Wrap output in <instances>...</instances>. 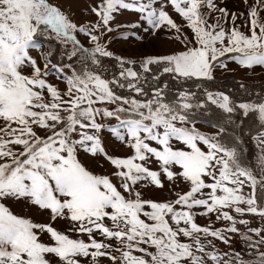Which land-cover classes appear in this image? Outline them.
I'll list each match as a JSON object with an SVG mask.
<instances>
[{
	"label": "snow or ice",
	"instance_id": "1",
	"mask_svg": "<svg viewBox=\"0 0 264 264\" xmlns=\"http://www.w3.org/2000/svg\"><path fill=\"white\" fill-rule=\"evenodd\" d=\"M241 3L0 0V264H264V80L216 76L264 74Z\"/></svg>",
	"mask_w": 264,
	"mask_h": 264
},
{
	"label": "rangeland",
	"instance_id": "2",
	"mask_svg": "<svg viewBox=\"0 0 264 264\" xmlns=\"http://www.w3.org/2000/svg\"><path fill=\"white\" fill-rule=\"evenodd\" d=\"M225 2L227 3L228 8L233 11L243 10V5L241 3V0H225ZM60 3L64 7V9L69 12V14H74L72 15V18L78 23L95 19L94 15H89L87 13V8L89 7L90 4L95 3V0H60ZM133 19L134 18L128 14H125L123 17H120L121 21H131ZM169 47H171V45L167 44L162 39H158L156 37L147 38L143 44L135 40H127L117 43L115 45L116 51L122 52L129 56H138L143 52L164 51L167 50ZM229 67L235 68L236 65L229 64ZM255 71H256L255 75L252 74L251 72L246 74L243 71H236V72L218 71L216 76L218 80H224L226 77H231L234 78L235 80H242L246 84L252 85L254 83L260 82L261 80H264V74H261L260 69L257 68ZM228 83L231 86H233V81L229 80ZM236 87L238 88V85H236ZM249 149H250V153L254 151L251 145H249ZM16 210L19 211L20 209L17 208ZM29 215L33 216V218L35 219H42V217L35 212H30ZM197 222L200 224H205L207 221L203 217H200L198 218ZM253 226H257V224H254ZM217 244L218 247L223 252L229 251V249L224 244L220 242H217ZM233 245L236 248L240 247V241L238 238L233 241Z\"/></svg>",
	"mask_w": 264,
	"mask_h": 264
},
{
	"label": "trees",
	"instance_id": "3",
	"mask_svg": "<svg viewBox=\"0 0 264 264\" xmlns=\"http://www.w3.org/2000/svg\"><path fill=\"white\" fill-rule=\"evenodd\" d=\"M229 80L233 81L234 78L226 77L224 80H218V79H217V83H218V85H219L220 87H222V88L233 87V86H231V85L228 83ZM258 83H259V82H258Z\"/></svg>",
	"mask_w": 264,
	"mask_h": 264
}]
</instances>
